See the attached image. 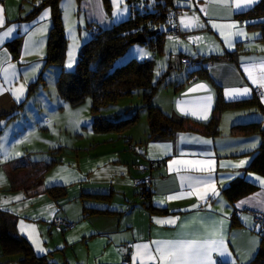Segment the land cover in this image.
I'll list each match as a JSON object with an SVG mask.
<instances>
[{
  "label": "crops",
  "instance_id": "0c3cea01",
  "mask_svg": "<svg viewBox=\"0 0 264 264\" xmlns=\"http://www.w3.org/2000/svg\"><path fill=\"white\" fill-rule=\"evenodd\" d=\"M40 1L0 0L5 21L0 26V211L16 218V232L37 256H45L55 264H161L158 244L202 237L222 238L224 251L231 254L214 252L215 264H248L260 243L253 213L264 212V178L246 169L261 139L257 134H233L232 129L254 122L264 126V116L255 106L223 111L215 137L186 131L152 142L147 130L139 139L129 133L124 140L127 150L124 146L100 153L87 150L83 157L72 156L69 150L59 151L54 155L56 163L42 177L32 174L35 167L53 157L52 152L38 158L27 148L19 150L16 144L19 130L28 123L32 126L31 120L41 114L38 110L44 104L46 78L52 72L46 64L52 28L50 8H44L32 20H23ZM116 1L61 0L64 29L66 9L72 14L78 9L79 19L84 20L77 24L80 36L91 27L110 29L129 16L107 12L105 7H129L126 0ZM192 1L193 7L180 8L177 25L181 34L168 36L179 38L188 47L180 43L176 48L164 45L162 57L180 56L182 50L189 58L233 53L234 62L206 63L203 68L208 79L193 77L188 81V73H181V64L179 70L168 74L176 72L174 82H163L158 88L153 104L175 122L183 118L206 122L219 87L225 102L255 96L264 107V46L259 31L249 29L257 21L236 19V14L260 0L241 4L240 8L235 7V0H227V4L219 0ZM188 23L191 26L185 27ZM9 29L11 33L5 35ZM17 39L20 44L14 55L9 44ZM80 43L83 45L84 40ZM165 66H169V59ZM33 84L36 86L31 88ZM180 84L183 86L177 89ZM245 88L248 93L239 95L237 90ZM257 88L263 90L260 95L255 92ZM40 123L38 128L43 127ZM137 139L138 146L132 145ZM197 179L209 181L207 187L196 184ZM242 180L256 190L229 203L223 189ZM52 186L64 187L65 196L53 200L46 192ZM143 186L150 192L145 203L152 210L142 205L138 195ZM95 195L104 197L96 199ZM86 209L105 213L87 214ZM233 215L237 226L232 225ZM57 219L71 227L55 225ZM169 220L175 222L157 223ZM213 231L216 234L210 236ZM19 258L17 254L4 255L0 247V264H19Z\"/></svg>",
  "mask_w": 264,
  "mask_h": 264
},
{
  "label": "trees",
  "instance_id": "16d2710c",
  "mask_svg": "<svg viewBox=\"0 0 264 264\" xmlns=\"http://www.w3.org/2000/svg\"><path fill=\"white\" fill-rule=\"evenodd\" d=\"M61 0H42L34 6L31 13L23 20L34 19L44 8H50L52 13V28L47 42L48 66L56 65L60 68L55 81V89L59 97L71 106H77L86 100L90 101L91 107V130L95 132H122L127 130L137 121L138 113L130 118H118V114L111 116H98L102 109L114 105L118 99L130 96L135 90L142 92L143 102L147 113L148 140L156 142L165 138L172 137L178 132H195L207 137H215L219 133L220 115L223 111L233 108L246 106H255L264 116V107L258 98L253 96L245 101L225 102L221 89L216 87L215 103L210 119L206 122L190 121L183 118L175 122L169 116L165 115L158 107L153 104V97L158 88L163 84L169 74L168 67L166 71L153 82L154 60L137 61L129 59L120 62L121 57L127 48L134 44L133 39L138 35H143L145 42L157 53H162L163 40L165 32L172 19L176 18V11L180 8L173 5V0H153L151 10L146 7L145 11H139L141 3L147 0H126L129 5V16L127 19L114 24L110 29H97L93 34L90 29L91 39L81 46L78 53L77 63L72 71H64L62 68L66 55V36L63 28L61 11L59 3ZM152 1V0H151ZM110 13V7H105ZM178 18V17H177ZM236 19L256 20L257 23L250 25L260 33V42L264 46V0H260L250 9L236 14ZM164 25V30L158 26ZM19 40H14L9 44L14 55L19 48ZM264 53V52H263ZM181 60L188 58L190 61V71L188 80L193 77L208 79V74L203 65L209 62H234L233 53H224L223 55H211L202 58H189L180 55ZM41 79H39L40 81ZM36 85H31L34 88ZM180 84L176 88H181ZM232 133L244 136L259 135L261 142L247 167V171L255 173L264 178V126L261 123L254 122L244 125H236ZM46 163L35 167L32 174L37 178L42 177L56 163L54 155ZM34 167V166H33ZM256 190L254 185L246 181H240L237 184H231L223 189L222 193L231 204L239 199L248 196ZM47 194L57 200L63 198L66 194L65 188L61 186H52L46 189ZM142 205L147 210L152 207L145 202L150 198L148 188L144 186L138 191ZM103 195H95V198H103ZM87 214H104L105 211L86 209ZM109 213V212H108ZM236 217L232 218V225L237 226ZM260 243L255 257L248 264H264V237L258 234ZM0 247L4 255L17 254L19 264H55L45 256H37L29 243L16 232V218L8 213L0 211Z\"/></svg>",
  "mask_w": 264,
  "mask_h": 264
},
{
  "label": "rangeland",
  "instance_id": "374dc122",
  "mask_svg": "<svg viewBox=\"0 0 264 264\" xmlns=\"http://www.w3.org/2000/svg\"><path fill=\"white\" fill-rule=\"evenodd\" d=\"M151 2L154 1H143L141 3V7H137L138 10L140 12L145 11L147 7L150 11L152 9ZM173 5L178 6L182 9L184 7L190 8L194 6L192 0H173ZM69 10H65V15L67 17L64 32L66 33L65 35H67V42L66 55L62 66V68L66 72L72 71L77 63L78 53L82 46L80 40H84L83 44H86L91 39V32L88 30H84L82 35H79L77 24L80 21L84 22V20L82 19V17L79 19L77 13L78 9H76L73 14ZM110 10H113L112 13L114 15L119 13L121 16H123L122 18H126V16H128L130 12L129 7H110ZM61 18L63 22V15H61ZM158 28L162 31L164 30V25L160 24ZM77 43L79 45H77L76 47L75 44ZM179 43L183 48L188 47L185 43H181V41L179 42V38L170 39L168 36H165L163 40V46H169L170 48H176L175 46ZM185 52L186 51L182 50L179 54L184 55ZM162 54L163 53H157L156 51L152 50L149 47L148 43H134L127 48L126 52L121 57L120 62H125L129 59H135L140 62L146 60H154L153 82L156 83L158 78L166 71L165 64L167 63V60L172 56L167 55L166 57H162ZM69 63H71V67L68 66ZM51 67L52 72L48 74L46 78L47 88H45V92L43 93L44 104L38 110L39 113L41 112V114H38V116H34L35 118L31 120L32 126L29 125L28 127L29 123L25 124L24 121L20 122L21 125L25 124L24 127L26 125L27 126L21 129V131L19 130L21 134L17 133L16 144L19 150L27 148L29 149V151H33V156H36L38 158L42 153H48V156H50L49 154L52 152L56 153L65 150H69L72 156L76 155L83 157L85 153H87V150L95 151L98 153L121 150V148H123L124 146V140H126L125 137L128 138L130 134H133L134 137L138 139L145 136V131H148L147 113L142 98V92L140 90H135L130 96L118 99L114 105L102 109L98 114V116H111L112 118H114V116L118 114V118L126 119L130 118L135 113H138L137 121L133 126L122 132H95L91 130L90 122L92 120V114L90 110V101L86 100L77 106H71L70 104L62 101V99L56 92L54 83L61 67H58L56 65H52ZM190 67L182 65V75L187 76V73L191 69ZM175 73L176 72H172L170 75H168L165 78L164 82L173 83V76L175 75ZM171 77L173 78V80L170 79ZM38 118L41 120L38 121ZM39 123L44 127V129L43 127H37V124ZM138 139L136 140L137 144L133 143L132 145L138 146ZM94 144L96 146H93ZM127 148L129 149V146L125 147L126 150Z\"/></svg>",
  "mask_w": 264,
  "mask_h": 264
},
{
  "label": "snow or ice",
  "instance_id": "6c2138e0",
  "mask_svg": "<svg viewBox=\"0 0 264 264\" xmlns=\"http://www.w3.org/2000/svg\"><path fill=\"white\" fill-rule=\"evenodd\" d=\"M220 3L227 4V0H219ZM254 3V0H235V7L240 8L241 4L251 5ZM4 9H0V26H3L5 21L3 18ZM47 15V13L45 14ZM191 23H195L194 21ZM191 23L185 24V27L191 26ZM12 29H9L5 35L10 34ZM171 39V38H170ZM71 67V63L68 65ZM200 87H204L201 85ZM22 91V88H21ZM249 89L245 88L242 92L237 90L239 95L247 94ZM244 162L241 161V164ZM239 167L240 165H236ZM196 184H203L207 187L209 181L202 179H197ZM264 183V181H261ZM193 183L191 178H189V187H192ZM215 192V189H212ZM174 197H170L172 199ZM19 199V197H17ZM175 221H157V223H174ZM216 233L213 231L210 233V236H214ZM145 249L148 248V245L143 246ZM43 251V249H40ZM156 252L158 253L161 264H164L166 260L170 261V264H215V261L212 258V254L218 253L221 256L231 255L224 251L223 240L211 239L209 237H202L201 239H181L175 242L169 241L162 244H158ZM155 258V257H154Z\"/></svg>",
  "mask_w": 264,
  "mask_h": 264
},
{
  "label": "built area",
  "instance_id": "2783aa9c",
  "mask_svg": "<svg viewBox=\"0 0 264 264\" xmlns=\"http://www.w3.org/2000/svg\"><path fill=\"white\" fill-rule=\"evenodd\" d=\"M181 10L176 11V18L172 19L170 24L168 25V28L166 29L165 36H179L181 34L178 25H177V17L180 15ZM91 32L93 34L96 33V30L94 27H91ZM181 64L185 66L190 65V61L188 58H185L181 60ZM256 94L260 95L263 90L260 88H257L255 90ZM253 222H254V229L257 232V234L261 235L264 237V212H254L253 213ZM55 225L61 226L63 228H70L71 224L62 220V219H57L55 220Z\"/></svg>",
  "mask_w": 264,
  "mask_h": 264
},
{
  "label": "water",
  "instance_id": "95a60500",
  "mask_svg": "<svg viewBox=\"0 0 264 264\" xmlns=\"http://www.w3.org/2000/svg\"><path fill=\"white\" fill-rule=\"evenodd\" d=\"M134 43H144L145 42V38L143 37V35H138L136 38L133 39ZM180 56L179 55H172L169 59V66L168 69L169 71H176L180 69Z\"/></svg>",
  "mask_w": 264,
  "mask_h": 264
}]
</instances>
